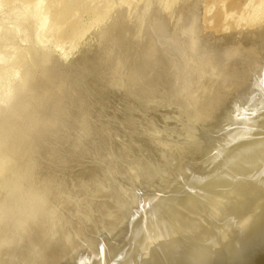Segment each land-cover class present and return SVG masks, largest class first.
I'll list each match as a JSON object with an SVG mask.
<instances>
[{"label":"rangeland","instance_id":"obj_1","mask_svg":"<svg viewBox=\"0 0 264 264\" xmlns=\"http://www.w3.org/2000/svg\"><path fill=\"white\" fill-rule=\"evenodd\" d=\"M50 1L49 0H0V195H3V198L2 196H0L1 198L0 203L4 202L3 201L4 198H7V199L9 198V195L8 197L6 196L7 194H10V198L12 197L11 190L13 189L12 190L14 191L13 195L14 194L15 195L11 199H14L15 196L18 199L22 198V200L20 199L19 200L22 202V204H23V201H25L24 204H26L27 209L28 208L31 209L32 206L34 208L38 207L37 209L32 208L30 213L27 216H26V213L29 211V209L26 210L23 207H21L24 209V210L22 209V212H21L23 216H21L22 214H19V212H17V214H13L11 213L12 210H10V213L12 215L14 216L17 215V217L21 218V220L18 218V221L20 220V224L22 222V219L26 220V218L29 216L27 218L28 219L27 222L28 224L29 223L31 224L30 225L27 224L25 226L24 224H26L27 222L23 220V226L21 225L20 229H17V227L20 225H17V227L15 228L14 226H12V224L10 225L7 223V224H4L3 226V222H7V221L12 222L13 218L16 220L17 218L9 214L10 217L12 216V218L8 220L9 215H6L4 212V214L7 216L6 218V216L4 215L5 216V220H4L3 215H1L3 211L0 210L2 212L0 214L1 216L0 225L2 223V225L0 226V230L8 229L6 226L10 225V228L13 227L12 229L15 228L16 231L17 230L21 231L23 229V231L21 232L18 231L19 234L22 233V236L24 234V236L27 235L28 237L30 234L33 233V232L32 233L28 232V231L33 230V229H30L31 227L34 228L35 225L37 224L41 225V227L44 228V231H42L41 234L43 233V236H44V233H46L45 235L48 234V236H45L48 238V240L46 238L47 246L50 245L48 248H51L52 246L51 244L48 243L51 241L53 244H55L54 247H56V249L61 248V250L64 252L62 251H59V252L60 253L62 252V254L64 253L62 257H63V260L64 258H66L65 259L66 264H67V259H68V264H82V263L86 264L85 262H88V264H90V263H93L94 261L96 262L95 264H101L102 263L101 260H104V257L103 259L101 257L103 255L102 252L105 249L104 245H106V243H109V242L113 243L114 239L116 240V238H118L120 234H122V231H125L124 229H126V227L128 229L127 231L131 233L134 230V228H136V226L133 225L134 218L137 219L134 221V224L139 225V222H141V219L139 221L140 211L146 207L145 206L146 200L144 198L152 197L151 200L152 199L156 200L157 197L156 199H154V197L156 196V193L161 190V188H159L161 187V185L159 186L156 185L155 188L154 186H151L153 182L152 181L153 174H151V171H152L151 169L148 170L147 168L143 166L146 163V161L149 163H154L156 161L159 164L161 163V160L164 155H167L169 153H170L169 155L174 154L173 151H168L169 145L172 144L170 146L171 150H173L175 146L178 149H180V146L182 143H183L182 145L185 146V148L188 146L190 147L191 144H193V141H194L193 139H196L201 134L200 130L199 131L195 130L199 128L194 127V125H197V126L199 125L197 123V120L200 119V116L198 118L197 114L199 115L200 110L198 109L201 107V104L203 105L205 101L210 99V98H206L207 96H209V90L211 89V85L209 84L214 82L216 86L217 85L220 86V81H221L220 79H222L223 76L228 73L225 67L226 62L229 59H231L229 60L230 62L228 61L230 64H228L227 62V67H229V65H231V61H233L234 59L233 57H232L233 59L230 57L229 59H227L228 56L225 55V52L221 53V55L223 54L222 56L224 57V59L226 57L225 59L226 62L224 63L225 64L224 67H223V64L220 67L221 63L219 65V62L222 61L219 59V57H222L220 54H219L220 56H218L216 53L212 55L213 53L211 54L209 52L211 54L210 55V54H207L206 51L203 52L202 50L205 49L209 51L210 49L208 47L210 48L213 47V43H214L213 37H218L224 33L228 34L229 31L231 33V29H229L227 25L225 26H227L228 29H225V28L215 29L216 28L215 21H217L218 19L220 20L218 16L220 14V6L217 3V0H214V2L216 1L215 2L216 5L215 3L213 4V0L212 1L211 0H86L87 3H85L86 1L83 0L84 3L82 1L81 5L83 4L84 6H86L87 4H89L88 2H91L90 3L91 5L90 4L89 6L87 5L88 7L86 8H84V6L79 7L81 5L78 6L79 8L77 7V9L79 10H82V8L84 9L82 11L76 10L78 11L76 12L77 15L74 14L76 15L75 16L76 20L74 18L73 20L76 21L75 23L79 22L78 26L80 28H82L83 26V29L81 30L79 35H77L78 38L76 36H73L74 38L76 37L75 38L76 40L75 39L72 40L70 39L71 37L70 34L72 33L71 31L72 25L74 26L73 24L74 21L72 23V17L69 18V20L71 19L70 20L71 22L69 21L70 22L69 26H71L70 31H69L70 27L67 26V28L69 27L68 29L64 28L60 31L54 30L55 31L54 32L53 30H51V31H48L50 33L48 32L45 33V31L41 32L40 28L43 22L41 21L37 13H40L43 11L42 7L48 4L47 2H49L48 6H46V8L44 7L45 8L44 11L47 10V7L49 8L50 4L51 5L49 9L53 8V10L57 11V9L59 10L62 7V5H64V3L66 5V2H67V0H65L63 3L59 2L61 5L59 4L58 6L57 2L55 1H60V0H50ZM52 1H53V6H52ZM75 1L71 0V2H73L75 6H77L78 4L76 3L79 0H77L76 2ZM227 1L228 0H226L225 5L229 4L230 6L234 3L235 0L234 1L229 0V3H227ZM69 3H70V0H68L67 4L69 5ZM73 3L70 4L71 7L74 5ZM210 3H212V5ZM68 5L66 7H68ZM98 5H99V8L100 7L102 8L101 10L98 8ZM95 7H97L100 11H97L96 10L97 8ZM205 10H208V11L206 12ZM217 10L219 11V13H217L218 12ZM79 13L80 15L78 16ZM190 14H193V15L190 17L189 16ZM191 18L193 19V21ZM230 20L231 19L230 18L228 19L227 17L225 22L229 23V25L231 26L230 28H233L232 30L233 32L235 31L246 32V31L252 30V28L254 27L253 26L251 28V26H249V22L247 24V21H249V19L248 20L245 19L246 23L245 21H243V23L247 24L245 25L247 28L244 27V24L243 25L241 24L242 25L241 28L237 27L238 23H240L239 21L244 20L243 18L242 20L240 19L238 21L233 20V22H235L234 24L237 25L236 26L237 28L235 30L234 24L233 22L231 23ZM236 21L238 23H236ZM250 24L252 23L250 22ZM241 25L239 24V26ZM262 25L263 24H261V26ZM248 26L250 29H248ZM242 28H246L245 29L246 31H244V29ZM255 28H259L258 25L257 27H254L253 30ZM68 32H69V37L63 36V35L68 36ZM43 33L44 35L46 34L47 35L44 37L42 36V38H39ZM59 35L60 36L62 35V38L64 40H62L61 38V41H59L60 40ZM194 39L196 40L194 41ZM238 45L241 46V49L244 48L242 47L243 43L242 45L241 44H238ZM238 45L237 46L235 45L233 47L237 48L239 47ZM237 50L234 48L232 50L233 53H235L234 57H236L237 52L239 51ZM106 51H107V54H106ZM103 52L106 55V58L104 57L105 55L102 54ZM230 54L232 55V52ZM208 55H210L213 59H210L211 57H209ZM96 56L99 58L100 61H102V63L99 62ZM215 56H216V59L214 58ZM93 57L94 59H90ZM97 70L99 72H96ZM223 71L224 72L226 71V74H224ZM179 72L181 73V77H180ZM233 72H234V76L236 75V78H238L239 72L232 71V74ZM236 72L238 73L236 74ZM229 75L231 76V73L228 74L227 78L232 77V76L230 77ZM234 76L233 78H235ZM225 78L226 76H224V79ZM100 79L104 83L101 82ZM217 80L219 82L218 84H217ZM180 81L182 82L184 81L185 84L183 83L180 86L179 84ZM165 82L167 83L165 84ZM96 83L97 84L99 83V84L96 85ZM183 85L184 87L185 86L186 87L184 88ZM143 88L146 90H144ZM154 88H156V90ZM182 88L183 90L184 89L186 90V91L184 90L185 94ZM159 89H161V91L163 89L162 95ZM172 89H175L174 92L172 91ZM179 89H180L181 94L179 92ZM148 91H149L148 94H150L151 92V94H154V95L152 97L150 94L149 95L150 99L149 97L145 98L146 99V102H145L144 97L148 96V94L146 93ZM175 91H177L176 96H179L177 97V99H175L176 96L173 97L174 96L173 94L174 93L176 94ZM169 92H170V95H169ZM204 92H206V94ZM171 94H172V97H171ZM122 96H125V97H122ZM142 96L143 98H141ZM161 96L163 97V99H161L162 98ZM164 96L166 97L165 100H164L165 98ZM126 97L129 98V100L131 99V101L129 102L128 99H125ZM157 97L158 99H156ZM138 98L139 99L141 98V99L138 100ZM182 98H187L185 99L187 101L188 99H190L189 100L190 102L186 101L187 102L186 104L189 105L190 103H192L195 106L187 105L185 107V100ZM102 99L104 100L103 102H102ZM123 99L125 100L123 101ZM147 99L149 100L147 101ZM168 99H169V102H168ZM178 99L179 101L182 99L183 106L180 105L181 101L180 102L177 101ZM191 99L193 101H191ZM153 100H154L155 105L158 106L157 108L156 106H154ZM99 101L101 103H98ZM125 101H128L130 105L128 103V105L124 107L126 109L123 108L124 109L123 110L121 109L122 106L124 105V103L122 102H125ZM139 101H141V103H139ZM170 101L173 103L174 102L177 103L176 104L177 106L175 104H172ZM131 102L134 103L133 106L135 108L134 109L135 113L138 109L140 111H137V114L134 113L135 117H133V119L131 118L130 119L135 120L139 125L135 124V121L131 123L130 119H128L129 117H131L130 115L133 114V110H132L133 106H131ZM135 103H137L138 105ZM167 103L169 106L167 105ZM174 106H176L178 109L174 110L173 108H176ZM192 106L193 108H191ZM188 107H190L191 110L193 109V111L197 107H199L196 109L197 112L194 111V114L196 113L197 114L194 115L193 111H191L190 108ZM162 108H164V110H162ZM183 108L185 111L189 109L191 113L188 111L183 112ZM210 108L212 109L213 107H210ZM158 109H161V110H158ZM215 109H216L215 107L214 109H212L213 111L212 110L209 111L208 108L205 109V112L207 110L208 111L204 115L207 114L208 116V115L216 113V111L214 112ZM98 110H100L99 111L100 113L98 112ZM129 111L132 114L127 113L128 118L126 117L124 118V115L126 116L125 112H129ZM165 111H167L168 114ZM157 112L159 113V115L156 114ZM180 112H181V115L179 114ZM42 113L43 114L45 113V114L42 115ZM117 113L119 114V116ZM78 114L79 115L81 114V115L79 116ZM190 114L192 116L188 117L190 116ZM41 115L43 116V118ZM138 115H140V117ZM186 116L188 118H191L190 119L191 121L190 120L188 121V118L186 119ZM36 117L38 119H36ZM144 117H146L145 118L146 120H144ZM149 117H152V118H149ZM192 117L194 118L193 120H192ZM195 117H197L196 123H194ZM176 118H178L179 120ZM32 120H34V122ZM148 120L150 122L146 123V121ZM151 122L153 123L149 127V124H151ZM198 122H200V120ZM124 123H127V124H124ZM142 123H144V125ZM133 124L136 125L137 127L134 126ZM145 124H148V125L145 126ZM180 124L184 126V129L183 127L182 129H180L181 128ZM29 125L30 127L32 125L33 126L35 125L34 128L36 129L34 133L32 132V130H34L32 129L33 127L30 128ZM38 125H40V131L42 130L41 133H43L44 130L46 129V131L43 134L39 133L40 131H39ZM131 125L135 127L134 130H133V127H131ZM129 126L130 128H128ZM157 127L158 129L161 128L162 131L161 129L158 130ZM136 128L139 129V132L136 130ZM147 128H149V130H147ZM193 128H195L194 131H193ZM29 129H31V131H29ZM163 129L165 131H163ZM168 129L169 131L172 129L173 130L169 132ZM186 129H187V132L190 131V133L187 134ZM131 131H132V135H131ZM173 131L176 133H174ZM195 131H197L196 132L197 136H195V133H194ZM146 132L147 134H143ZM178 132L180 134H178ZM45 133H46V136H45ZM137 133H141V134L138 135ZM166 133H169L171 136ZM191 133L192 135H194L195 138L194 137L192 138ZM162 134L164 135V137H161L163 136ZM175 134L177 137L175 136ZM101 135H104L106 138H104V136L101 137ZM143 135L145 136L147 135V138H145V136ZM166 135L169 136L168 140H166L168 137ZM188 135L191 136V138ZM180 137L181 139H179ZM102 138L107 139V140L103 139L105 141L104 142ZM161 138H162V141H161ZM164 139L165 141H163ZM173 139L175 140L173 141ZM171 140H172V143H171ZM111 141L114 143V145L116 143L117 145L116 147L118 146L119 147L118 148L114 147ZM147 141L150 146L148 145V143H146ZM160 141L162 144L158 143ZM167 141L168 143H166ZM176 141H179L180 143L179 142L177 143ZM100 142L103 144H101ZM139 142H142L144 144L141 143V145L138 146ZM169 142L171 144H169ZM175 142L177 143L176 145H174ZM105 143H107L106 146H105ZM166 144H169V145H166ZM184 144H187V145H184ZM135 145H137L136 148H135ZM109 146L110 148H108L109 150L108 151L106 148ZM146 146H147V149H146ZM183 146H181V148ZM155 147L157 148V150L155 149ZM97 148H100V149L97 150ZM119 148H122V149L120 150ZM163 148L165 150V154H164ZM101 149L103 151H99ZM159 149H160L159 152H161V154L157 153ZM187 149L188 148H186V150ZM123 151L125 154L123 153ZM144 151L146 152L144 153ZM177 151H178L177 149L174 150L176 154H177ZM117 152H118V155H117ZM146 153H148V156H146L147 155ZM153 155L154 157H152ZM158 155L160 157H158ZM123 156L126 158H124ZM116 158L117 160H115ZM152 158L153 160H155L154 162ZM159 158L160 160H158ZM192 158L195 159V157H192ZM126 159L128 160L126 161ZM157 160L160 162H158ZM172 161H170L171 163L167 162L169 164L164 163L167 167L163 166V164L161 163L162 164L161 168L164 169L166 167L167 169H169L171 165L174 164L172 167H175L177 166V164H180L181 162L180 160H177L178 161L177 162L175 159H173ZM116 165H118L119 168L118 166L116 167ZM23 167H24V170H23ZM106 168L108 171H110L109 172L110 176L108 175V173H104L105 175L100 174L104 172L105 171L104 169ZM114 168L117 170H114ZM34 169L36 170L34 171ZM82 169H85L83 170L84 172H82ZM101 169L103 170L101 171ZM87 170L91 173L88 172L89 173L88 174L86 172L87 174H85V171ZM118 170H121V171H118ZM142 170H146V171L148 170V173L150 175V176L148 175L146 176L148 177L147 178L148 180L145 179V174H147L145 173L146 171H142ZM108 171H105V172H108ZM17 172L19 173L17 174ZM126 172H127V175H126ZM131 172H134L133 174L134 178H132ZM152 172L154 173V171ZM137 173H141V174L145 173L144 178L142 175L138 174L140 175L139 177ZM91 174H92V177H94L95 179L91 177ZM106 174L110 178H107ZM89 175L91 179L90 178L87 179ZM117 175H119L120 179L118 178ZM151 175H152V179H151ZM20 176H22L21 179L24 178L25 180L23 179V181H21ZM84 176H85V179L88 181L90 180V182L84 181V178H83ZM101 176L103 177V179ZM120 176H122L123 181L121 180ZM123 176H125V178ZM105 177L107 179L106 182H104ZM127 177H130L132 179L130 180L129 178L128 180ZM111 178H113L111 180V184H108L109 182L108 180H110ZM140 178L141 180L145 179L144 185L142 181L136 180V179L139 180ZM81 179H83V181ZM96 179L97 181L100 180V182L104 180L103 182L105 183V188L104 187L102 188L107 190V193L109 192L108 194L103 192L104 189H101L102 191L99 189L102 185H100V187L96 186L97 184L100 183V182L98 183L97 181H95ZM133 180L135 181V183ZM15 181H17L18 184ZM91 181L92 182L95 181L96 185L93 183V186L95 185L94 188L97 187V189L96 188L94 189L95 191H93V188H92L93 186L92 184H90ZM123 182H126V185L125 183L121 184ZM140 182H141V185L143 186L142 187L143 189L140 188L141 187ZM112 183H115L116 186L115 184L113 185ZM5 185L8 187H6ZM132 185L134 188L132 187ZM112 186L115 187L114 189L116 190L112 189ZM136 186L138 187L140 186L139 189ZM88 187H90V189ZM149 187H151V189ZM109 188L110 190H108ZM6 189L7 191L9 190L11 193H5L4 190ZM89 190H91V194ZM135 190H138L137 195L138 194L140 195L141 194L140 192H143V191H147L145 193H148L149 190L150 192H152L153 190H156L157 192L153 191L150 197H149V194L147 195L144 193V194H141L143 197L140 195V197L138 198L135 195V193L137 192V191L135 192ZM3 191L4 193L1 194ZM102 192L104 195H101ZM113 192L119 193L120 195L119 194H118L119 196L115 195L116 197L118 196L116 198L115 196H113ZM110 193L113 197L109 195ZM120 196L124 198V202L127 200V202L132 203L133 206L132 204H130L129 205L130 208H129L127 202L125 205L124 202L122 201V198H120ZM110 197H111V201L109 200ZM130 197L132 198L131 202H130ZM113 198H115L116 200ZM137 198H138V204L137 203L134 204V199L137 201ZM118 199L119 201L120 200L121 201L120 202L117 201ZM142 199H144V201H142ZM101 200L105 201L104 202V204H106L105 208L109 205L108 206L110 208L108 209L109 212H106L107 210L106 208V210H104V212L101 214L102 210H100L99 208L104 207L103 202H101ZM140 200L142 202L141 204H139ZM41 201L43 202L40 203ZM45 201L46 203H48L47 206H46ZM91 202H95L97 207L99 205L100 206L103 205V206L97 208L95 207V205H92L94 203L91 204ZM116 202H118L117 204L120 206H117L115 204ZM147 202H149L148 199H147ZM83 203L86 206H88L91 210L87 208L85 205H83ZM40 204L42 207L40 206ZM122 204H124L125 207H123L124 205ZM140 205H141V210L139 211L137 207H140ZM115 206H117V208ZM118 207H120V209ZM21 208L19 210H21ZM33 209L35 211L34 216L31 215L34 212ZM113 209H115L116 211H114ZM110 210H112L111 212L112 213L114 212V214L115 213H119V214H116V215L113 214L114 215L113 217L111 216L112 213L110 212ZM132 210H134L135 212ZM25 211L27 212L25 213ZM8 213L9 212L7 211V214ZM106 214H108L109 217L106 216ZM30 215L33 217V220L31 222L29 221L30 218H32ZM117 216L118 218H116ZM104 217L106 218L103 220ZM119 218H121L122 220L120 219L119 221ZM145 218L143 217L142 220L145 221ZM46 219L51 221V223H48ZM110 219H112V221ZM116 219H117V222H116ZM127 219H128L127 221L128 224H126ZM146 219H148V217ZM58 220L60 223H58ZM121 221H124L125 225ZM53 224L54 226H52ZM118 224L124 225L126 227L122 228ZM132 225H133V229H132ZM24 226L25 228L26 227L27 228L24 229ZM97 226H99L100 229L99 227L95 228ZM53 227L56 230L53 229ZM108 227L111 230L113 227L116 229L117 228L119 229H117L116 231H112L110 234H107L109 233ZM138 227H140L141 229L142 226H138ZM90 228L92 229V231L89 232ZM94 228L96 229L95 231H94ZM100 231L102 232L104 231L103 233L105 234H103L102 232L101 234H99ZM8 232H10V234L13 233V236L14 235L18 236L17 235L18 232L17 234H14V232H11L10 230ZM125 232H123V234L120 237L124 236ZM128 232H126V235H128ZM143 232L144 230L141 233H139L140 235L139 237L137 233V237L140 238L141 236H143ZM74 233H76L77 235ZM98 234H99V237H98ZM22 236L20 235L18 236L20 240ZM49 236H51L50 239H52V236H53L54 241L53 239L50 240ZM40 237L41 236H39V238L37 237L35 238L34 236L33 238L41 239ZM30 238L32 237L30 236ZM68 238L71 239V241H69ZM126 238H129V237H126ZM23 239H27V238L23 237ZM43 242L44 244H42ZM43 242H37V243H39V245L41 243V246H44V248L46 249L47 246L45 247L46 245L45 239ZM56 242L60 244V245L58 244L60 247L56 244ZM70 242L72 244H70ZM93 242L95 243L93 244ZM3 243L4 245H2L1 239H0V245L2 246V247L0 246L1 247L0 250L3 249V246H7L5 245L6 242L3 241ZM63 243H65L66 246L69 247V249L67 247L68 250L66 248L61 247V246H65ZM67 243L70 244V246ZM100 243H101V246L103 245L102 247L100 246ZM8 244L11 245L12 243L11 244L8 243ZM87 244L89 245L87 246ZM35 245L37 247L36 249H34ZM35 245H33V248L31 247L32 248L31 251L33 249L37 251V249L41 247V246L39 247V245L37 246V244ZM80 245L81 247H79ZM13 246L15 245L12 244L13 249L12 248L11 249L15 251L14 249L16 248ZM75 246L78 250L74 249ZM8 247L10 248L11 246H8ZM8 247L7 249L12 254L11 252L12 250L9 249ZM85 247H87L88 249ZM100 247L102 251L101 249H99ZM42 248L38 249L37 252L42 250ZM81 248L82 249L85 248V249L82 250ZM80 249L82 253L81 251H79ZM4 250L6 249H3L2 251ZM8 250L6 251L8 252ZM66 250L67 251L71 250V252L68 254V252H65ZM36 251H34V253H37ZM87 251H90V252L93 251V252L92 253L89 252L90 256H88ZM84 252H86L87 254H85ZM8 253L5 252L4 255L5 254L7 255L5 256L3 255L5 259L7 258L6 262L9 259L8 256H11L10 253L9 254ZM99 253H100L99 257L101 260L97 262L99 257L95 258V255H99ZM0 254H3V252L1 253L0 251ZM65 254L67 257L65 256ZM72 254H73V257H71ZM68 255H70L71 260L68 257ZM85 255L86 257H84ZM0 256L2 259L3 256L2 255ZM12 258L13 257L11 256L10 259ZM72 258L74 259L72 260ZM87 258H90V260L89 259L87 260ZM14 259L15 258L11 260L10 264L16 263L17 260L15 261ZM43 259H44V256L41 257V261H40L41 263L39 262V264H45V262H47L48 257L45 259V262H42ZM91 259H92V262H91ZM53 260L54 259H52L51 261L53 262ZM48 261H49V264L52 263L49 259ZM8 264H9V261H8Z\"/></svg>","mask_w":264,"mask_h":264},{"label":"bare ground","instance_id":"obj_2","mask_svg":"<svg viewBox=\"0 0 264 264\" xmlns=\"http://www.w3.org/2000/svg\"><path fill=\"white\" fill-rule=\"evenodd\" d=\"M50 1V0H49ZM65 0H60V1H55V2H57V5L59 6V4L60 3H63ZM75 1V0H74ZM77 1V0H76ZM75 1V2H76ZM83 0H79L76 4H78L77 6H75V4L73 3V2H71V0H70V3H69V5L67 4V2H68V0H67V2H66V5H65V3H64V5H62V7L58 10L57 9V11H55V10H53V8H51V9H49L50 8V5H49V8L47 7V10L46 11H44L45 10V8H46V6H48V4H49V2H47L48 4H46L45 6H43L42 8H43V11H42V9H41V11L43 12H40V13H37V15L40 17V19H41V21L43 22L42 23V25H41V28H40V30H41V32H43V31H45V33H47L48 31H51V30H62V29H64V28H67V26H69L70 25V20H69V18H71L72 17V23H73V18L75 19V16L77 15V13L76 12H78V11H82L84 8H86V7H88L89 6V4L91 3V2H88L89 4H87L86 6H84L83 4L81 5V2H82ZM84 1H86V0H84ZM84 1H83V3H84ZM212 1V0H211ZM234 1V0H233ZM232 1V2H233ZM54 2V3H55ZM60 2V3H59ZM216 2V1H215ZM214 2V0H213V4L215 3ZM232 2H231V4H232ZM50 3H51V1H50ZM71 3H73L72 5V7L70 6V4ZM85 3H87V1L85 2ZM217 3L219 4V6H220V14L218 15L219 16V18H220V20L218 19L217 21H215V19H214V21L216 22L215 23V29H228L227 28V26L229 27V29H231V33H230V31L228 32V34H226V33H224V34H222V35H220V36H218V37H213L214 38V43H213V47H208L210 50L209 51H207V50H205V49H203L202 51L203 52H207V54H212V55H214V53H216L218 56H220L221 55V53H224L225 52V55L226 56H228L227 57V59H229V57L230 58H232L233 59V61H231V65H229V67H227V62L229 61V60H231V59H229L227 62H226V57H225V59H224V57L222 58V57H219V59L220 60H222L223 61V59H224V61H223V63H222V61L221 62H219V65H220V63H221V65H220V67L222 66V64H223V67H224V63L226 62V65H225V67H226V69H227V74H226V71L224 72V74H226V75H224V76H226V78L224 79V76H223V78L222 79H224V80H222V79H220L219 81H220V86H216V84L214 83V82H212L211 84H209V85H211V89L209 90V96H207L206 98H210L211 99V101H210V99H208L207 101H205V103H203V105L201 104V107L199 108V107H197V108H199L198 110H200V112H199V115L197 114V116H198V118H199V116H200V122H198L199 120H197V117H195V121H194V123H196V120H197V123L199 124L198 126L197 125H194V127L195 128H199V129H195V128H193V131H194V129L195 130H200V132H201V134L196 138V139H193L192 141H193V144H191V146L189 147H186V148H188L187 150H186V148H185V146H183L182 144H181V146H183L182 148H181V146H180V149H178L176 146H175V148L178 150L177 151V154L174 152V150H176L175 148L173 149V150H171V148H170V146L172 145L171 143H172V140H171V143L169 142V144H171V145H169V144H166V145H169L168 147H169V149H168V151H173V155L171 154V155H169V154H167V155H164L163 156V158H162V160H161V163L163 164V166H166L164 163H167V162H169V163H171L170 161H172L173 159H175L176 161L177 160H180L179 162H180V164H177V166H175V167H172L173 165H171V167L169 168V169H167L166 167V170H165V168L164 169H162L161 168V163H157L155 160H153V158H152V160H153V162L154 163H149V162H147L146 161V163L143 165L145 168H147L148 170L149 169H151L152 171H154V173L151 171V174H153V182H152V184H151V186H154V188L156 187V185H161V187H159V188H161V190L159 191V192H157L156 190H153V191H155V192H157L156 193V196L154 197V199H156V197H157V199L156 200H151V198H144L145 200H146V202H145V208L144 209H142L141 210V205H140V207H137L138 209H139V211H140V215H139V221H140V219H141V222H139V225L138 224H134V221L135 220H137L136 218H134V220H133V225H135L136 226V228H134V230L131 232V233H129L127 230V227L126 226H124L125 224V220L124 221H121V222H123V224L124 225H120V224H118L119 226H121L122 228L123 227H126V229H124L126 232H128V235H126V232L125 231H122V234H123V232H125V235L124 236H122V237H120L122 234H120V236L118 237V238H116V240L114 239V242L112 243V242H109V243H106V245H104V250H103V255L101 256L102 257V259H103V257H104V260H101L100 259V253H99V255H95V258L96 257H99L98 258V260H97V262L99 261V260H101L102 261V263H101V261H100V263L101 264H176V263H178V262H180V261H183V260H185V259H187V258H189V257H191V256H193V255H195V254H197V253H200V252H202V251H204V250H206V249H208V248H211V247H213V246H216V245H218V244H220V243H223V242H225V241H227V240H229V239H231V238H233V237H235V236H238V235H240V234H242V233H244V232H246V231H248V230H250V229H252L253 227H255V226H257V225H259V224H261V223H263L264 222V0H235L234 1V3L232 4V5H230L229 6V4L227 5H225V3H226V0H217ZM227 3H229V0L227 1ZM206 4V3H205ZM211 5H212V3H210ZM61 5V4H60ZM68 5V7H66ZM79 5H81V6H79ZM91 5V4H90ZM215 5H216V3H215ZM52 6H53V1H52ZM51 6V7H52ZM54 6H55V4H54ZM75 6V7H74ZM82 7V6H84V8H82V10H79V9H77V7ZM208 6H209V4H208ZM45 7V8H44ZM78 7V8H79ZM55 8V7H54ZM58 8V7H57ZM95 8H97V7H95ZM98 8H99V5H98ZM96 9L97 11H100L102 8L100 7L99 9ZM53 10V11H52ZM76 10H78V11H76ZM192 10V9H191ZM216 10V9H215ZM189 11V10H188ZM206 12L208 11V10H205ZM218 11V10H217ZM216 11V12H217ZM39 12V11H38ZM42 13V14H41ZM190 13V12H189ZM188 13V14H189ZM217 13H219V11L217 12ZM74 14H76V15H74ZM82 14V13H81ZM80 15V13L78 14V16ZM186 15V14H185ZM193 14H190L189 16L191 17ZM195 16V15H194ZM217 16V17H218ZM215 17V16H214ZM228 17V19L230 18L231 20H230V22L232 23L233 22V20L235 21V20H242L243 18H244V20H242V21H239L240 23H238L237 21H236V23H238V26L236 25V24H234L235 22H233V24H234V28H235V30H236V28L237 27H239V28H241L242 27V25L244 24V27H246L245 25H247L248 24V22H249V26H251V28L254 26V27H257V25H258V27L259 28H255L254 30H253V28H252V30H250V31H246L245 29L247 28H242V29H244V31H246V32H238V31H235V32H233L232 30H233V28H230L231 26L229 25V23L228 22H225V20H226V18ZM253 19V21H252V19ZM184 19V18H183ZM189 19V18H188ZM192 19V18H191ZM248 20L249 19V21H247V24H245L246 23V20ZM76 20V19H75ZM213 20V19H212ZM251 20V21H250ZM70 21V22H69ZM78 21V20H77ZM192 21H193V19H192ZM195 21V20H194ZM243 21H245V23H243ZM76 21H74V26L72 25V29H71V26H69L68 28H69V31H70V29H71V31H72V33L70 34V36L72 37H70V39H72V40H74L76 37L78 38V36L77 35H79V33L81 32V30L83 29V26H82V28H80L78 25V23H75ZM242 22V23H241ZM250 22L252 23V24H250ZM191 23V22H190ZM239 24L241 25V26H239ZM261 24H263L262 26H261ZM192 25V24H191ZM195 25V24H194ZM225 25H227V26H225ZM260 25V26H259ZM66 26V27H65ZM237 26V27H236ZM249 26H248V29H250L249 28ZM43 27V28H42ZM214 27V26H213ZM67 28V29H68ZM195 29V28H194ZM213 29V28H212ZM215 29H214V31H215ZM239 30V29H238ZM52 31V32H53ZM227 31V30H226ZM225 31V32H226ZM55 32V31H54ZM48 33H50V32H48ZM57 33V32H56ZM59 33V32H58ZM64 33V32H63ZM217 33V32H216ZM52 34V33H51ZM60 34V33H59ZM67 34V33H66ZM73 34V35H72ZM47 35V34H46ZM46 35H44V33L39 37V38H42V36L44 37V36H46ZM49 35V34H48ZM63 35V34H62ZM62 35L59 37L60 38V40L59 41H61V38H62ZM51 36V35H50ZM63 36H65V37H69V32H68V36H66V35H63ZM73 36H76L75 38L73 37ZM99 36V35H98ZM55 38H57V37H55ZM58 38V39H59ZM57 39V40H58ZM69 39V38H68ZM68 39H67V41H68ZM62 40H64L63 38H62ZM72 40H70V41H72ZM76 40V39H75ZM196 39H194V41H195ZM193 41V42H194ZM239 42H241V43H239ZM191 43V42H190ZM242 43H243V45H242ZM238 44H241L242 45V47H244L243 49H241V46H239ZM100 45V44H99ZM214 45H215V47H214ZM239 46L240 47V49H239V47H237L238 48V50H237V48H235V47H233V46ZM190 46H192V45H190ZM103 47H105V46H103ZM90 48V47H89ZM233 48L234 49H236L238 52H237V55H236V57H234V54L235 53H233ZM108 50V49H107ZM225 50V51H224ZM229 51V52H228ZM232 52V55L230 54L231 52ZM210 52V53H209ZM235 52V51H234ZM100 53H101V51H100ZM102 54H104V52L102 53ZM106 54H107V51H106ZM210 54V55H211ZM215 54V55H216ZM220 54V55H219ZM230 54V55H229ZM95 55V54H94ZM105 55V54H104ZM103 55V56H104ZM210 55H208L209 57H211ZM224 55V56H225ZM84 56V55H83ZM97 56H98V54H97ZM96 56V57H97ZM102 56V57H103ZM85 57V56H84ZM105 58H106V55L104 56ZM88 58V57H87ZM215 59H216V56L214 57ZM222 58V59H221ZM90 59H94V57L93 58H90ZM96 59V58H95ZM97 59L99 60V58L97 57ZM210 59H213L212 57L210 58ZM219 60V61H220ZM97 61V60H96ZM99 62L100 63H102V61H100L99 60ZM216 62V61H215ZM230 62V61H229ZM228 62V64H230ZM93 63V62H92ZM99 63V64H100ZM86 64V63H85ZM217 64V63H216ZM210 65V64H209ZM100 66V65H99ZM217 66V65H216ZM221 70H222V68H221ZM225 70V69H224ZM232 71H238L239 72V74H238V78H236V75L234 76V72H233V74H232ZM96 72H99L98 70L96 71ZM213 72V71H212ZM221 72V71H220ZM238 72H236V74L238 73ZM180 73V72H179ZM231 73V78H227L228 77V74H230ZM100 74V73H99ZM233 76L235 77V78H233ZM180 77H181V73H180ZM233 78V79H232ZM181 79V78H180ZM101 80V79H100ZM171 80V79H170ZM183 80V79H182ZM165 81V80H164ZM163 81V82H164ZM185 81V80H184ZM184 81L182 82V81H180V86H181V84H183L184 83ZM99 82V81H98ZM101 82H103L102 80H101ZM177 82H178V80H177ZM104 83V82H103ZM103 83H101V84H103ZM167 82H165V84H166ZM193 83V82H192ZM219 82H218V80H217V84H218ZM222 83V84H221ZM99 84V83H98ZM97 83H96V85H98ZM178 84V85H179ZM185 84V83H184ZM162 86V85H161ZM183 87H184V85H183ZM186 87V86H185ZM184 87V88H185ZM192 87V86H191ZM165 88H166V86H165ZM178 88V87H177ZM176 88V89H177ZM201 88V87H200ZM138 89V88H137ZM144 89V88H143ZM152 89V88H151ZM155 90H156V88H154ZM205 89V88H204ZM208 89V88H207ZM144 90H146V89H144ZM148 90V89H147ZM160 91H161V89H159ZM164 90H166V89H164ZM174 90L175 89H172V91L174 92ZM182 90H183V88H182ZM185 90V89H184ZM184 90H183V92H184ZM196 90V89H195ZM127 91H129V90H127ZM152 91H154V90H152ZM162 91H163V89H162ZM162 91H161V95H162ZM178 91V90H177ZM177 91H175L176 92V94L174 93L173 95V97H175L176 95H177ZM186 91V90H185ZM210 91H211V93H210ZM91 92H92V90H91ZM145 92V91H144ZM167 92V91H166ZM165 92V93H166ZM171 92V91H170ZM170 92H169V95H170ZM179 92H180V89H179ZM200 92V91H199ZM134 93V92H133ZM140 93V92H139ZM147 94L149 93V91L148 92H146ZM154 93V92H153ZM205 94H206V92H204ZM126 94H127V92H126ZM138 94V93H137ZM146 94V95H147ZM150 94H151V92H150ZM150 94H148V96L147 97H144V99L145 98H148L149 97V99H150ZM180 94H181V92H180ZM184 94H185V92H184ZM196 94H197V92H196ZM204 94V95H205ZM131 95V94H130ZM136 95V94H135ZM134 95V96H135ZM139 95V94H138ZM141 95H142V93H141ZM144 95V94H143ZM153 95L154 94H151V96L153 97ZM156 95V94H155ZM195 95V94H194ZM140 96V95H139ZM166 96V95H165ZM164 96V97H165ZM168 96V95H167ZM122 97H125V96H122ZM129 97V96H128ZM162 97V96H161ZM171 97H172V94H171ZM170 97V98H171ZM177 97H179V96H176V98L175 99H177ZM187 97V96H186ZM83 98V97H82ZM131 98V97H130ZM141 98H143V96L141 97ZM140 98V99H141ZM168 98V97H167ZM188 98V97H187ZM187 98H182V99H187ZM198 98V97H197ZM80 99V98H79ZM100 99V98H99ZM98 99V100H99ZM105 99V98H104ZM125 99H128L129 100V98H125ZM125 99H123V101L125 100ZM135 99H136V97H135ZM139 98H138V100H140ZM149 99H147V101L149 100ZM156 99H158V97L156 98ZM160 99V98H159ZM161 99H163V97L161 98ZM166 99V97L164 98V100ZM182 99L180 100L181 101V104L180 105H182ZM204 99V98H203ZM97 100V101H98ZM163 100V101H164ZM174 100V99H173ZM173 100H171V101H173ZM190 99H188V101H189ZM201 100V99H200ZM71 101V100H70ZM86 101V100H85ZM96 101V102H97ZM104 100L102 99V102H103ZM131 101V99L129 100V102ZM132 101H134V100H132ZM136 101V100H135ZM145 102H146V99L144 100ZM160 101V100H159ZM170 101V102H171ZM175 101V100H174ZM178 102H180L179 101V99L177 100ZM187 100H185V107L188 105V104H186L187 102H186ZM191 101H193L192 99H191ZM127 102V103H126ZM128 101H125V102H122V103H124V105L122 106V108L121 109H123L124 107H126L127 105H128V103H129ZM143 102V101H142ZM144 102V103H145ZM167 102V101H166ZM168 102H169V99H168ZM184 102V101H183ZM190 102V101H189ZM98 103H101L100 101L98 102ZM121 103V104H122ZM139 103H141V101H139ZM153 103H154V100H153ZM172 104H177V103H173V102H171ZM170 103V104H171ZM196 103V102H195ZM194 103V104H195ZM82 104V103H81ZM89 104V103H88ZM93 104V103H92ZM126 104V105H125ZM135 104H137V103H135ZM150 104V103H149ZM160 104V103H159ZM163 104H165V103H163ZM184 104V103H183ZM129 105H130V103H129ZM134 105V103H132L131 102V106H133ZM138 105V104H137ZM140 105V104H139ZM167 105H168V103H167ZM190 106L191 105H193L192 103H190L189 104ZM188 105V106H189ZM93 106V105H92ZM98 106V105H97ZM100 106V105H99ZM150 106V105H149ZM152 106V105H151ZM154 106H156V108L158 107L157 105H155V103H154ZM164 106H166V105H164ZM169 106V105H168ZM167 106V107H168ZM177 106V105H176ZM176 106H174V107H176ZM178 106H179V104H178ZM183 106V105H182ZM193 106H195V105H193ZM193 106L191 107V108H193ZM84 107V106H83ZM82 107V108H83ZM136 107V106H135ZM139 107V106H138ZM146 107V106H145ZM159 107H160V105H159ZM205 107V108H204ZM210 107H213L212 109H214V107L217 109H215L214 110V112L216 111V113H214V114H211V115H208L207 116V114L206 115H204L206 112H205V109H209V111L210 110H212ZM81 108V109H82ZM133 109V114L129 111V112H125L126 113V116L124 115V118L126 117V118H128L127 117V113H131L132 115H130L131 117H129L128 119H133V117H135V114H137V111H140L139 109L136 111V113H135V111H134V106L132 107ZM137 108V107H136ZM140 108V107H139ZM152 108V107H151ZM170 108V107H169ZM188 108H190V107H188ZM191 108H190V110H191ZM194 108H196V107H194ZM196 108V109H197ZM84 109V108H83ZM124 109H126V108H124ZM123 109V110H124ZM129 109V108H128ZM130 109H131V107H130ZM146 109V108H145ZM149 109V108H148ZM174 110L175 109H178L177 107L176 108H173ZM187 109V108H186ZM194 110L195 112H197V110ZM158 110H161V109H158ZM162 110H164V108H162ZM167 110V109H166ZM181 110H182V108H181ZM71 111V110H70ZM100 110H98V112H99ZM127 111V110H126ZM147 111V110H146ZM178 111H180V110H178ZM188 112H190L191 113V111H193V109L191 110V111H189V109L187 110ZM187 111H185L184 110V108H183V112H187ZM194 111H193V114H194ZM213 111V110H212ZM211 111V112H212ZM45 112V111H44ZM72 112V111H71ZM70 112V113H71ZM97 112V113H98ZM167 114H168V112L167 111H165ZM164 112V113H165ZM170 112V111H169ZM47 113H48V111H47ZM75 113V112H74ZM100 113V112H99ZM135 113V114H134ZM161 113V112H160ZM163 113V112H162ZM171 113H172V111H171ZM41 114V113H40ZM39 114V115H40ZM45 114V113H44ZM43 113H42V115H44ZM77 114V113H76ZM118 114V113H117ZM124 114V113H123ZM139 114V113H138ZM156 114H158L159 115V113L157 112ZM155 114V115H156ZM173 114H175V113H173ZM177 114V113H176ZM180 115H181V112L179 113ZM196 114H194V115H196ZM209 114V113H208ZM41 115V116H42ZM48 115V114H47ZM51 115V114H50ZM73 115V114H72ZM79 115V114H78ZM81 115V114H80ZM79 115V116H80ZM166 115V114H165ZM185 115V114H184ZM183 115V116H184ZM40 116V117H41ZM118 116H119V114H118ZM137 116V115H136ZM139 117H140V115H138ZM167 116H169V115H167ZM171 116V115H170ZM173 116V115H172ZM188 116V115H187ZM186 116V119L188 118V117H191L192 115L190 114V116H188L187 117ZM37 117H39V116H37ZM36 117V119H38ZM47 117V116H46ZM155 117V116H154ZM174 117V116H173ZM194 117V116H193ZM192 117V120L194 119ZM42 118H43V116H42ZM41 118V119H42ZM146 117H144V120H146L145 119ZM149 118H152V117H149ZM168 118V117H167ZM178 118H179V116H178ZM178 118H176V119H178ZM35 119V118H34ZM130 119V122L131 123H133V121H135V120H131ZM191 118H188V121L190 120ZM40 120V119H39ZM127 120V119H126ZM139 120V119H138ZM152 120V119H151ZM162 120V119H161ZM179 120V119H178ZM177 120V121H178ZM33 122H34V120H32ZM125 121V120H124ZM128 121V120H127ZM163 121V120H162ZM173 121V120H172ZM175 121V120H174ZM191 121V120H190ZM218 121V122H217ZM41 122V121H40ZM141 122H143V121H141ZM147 122H150L149 120L148 121H146V123ZM181 122V121H180ZM231 124H230V123ZM35 123H37V122H35ZM34 123V124H35ZM128 123V122H127ZM127 123H124V124H127ZM152 123L153 122H151V124H149V127H150V125H152ZM182 123V122H181ZM187 123V122H186ZM189 123H191V122H189ZM33 124V123H32ZM39 124V123H38ZM43 124V123H42ZM41 124V125H42ZM129 124V123H128ZM135 124H137V125H139L136 121H135ZM141 124V123H140ZM143 125H144V123H142ZM173 124V123H172ZM175 124V123H174ZM188 124V123H187ZM193 124V123H192ZM229 124H230V126H229ZM31 125V124H30ZM30 125H29V127H30ZM36 125V124H35ZM35 125L33 126H31V127H33L32 129H34V130H32V132L34 133V131H35V129L36 128H34L35 127ZM134 125V124H133ZM133 125H131V127H133ZM146 125H148V124H145V126ZM155 125V124H154ZM159 125H160V123H159ZM158 125V126H159ZM189 125V124H188ZM37 126V125H36ZM39 127V131H40V125H38ZM134 126H136V125H134ZM141 126V125H140ZM156 126V125H155ZM175 126H177V125H175ZM180 126H181V128L180 129H182V127H183V129H184V126H182L181 124H180ZM193 126V125H192ZM191 126V127H192ZM30 127V128H31ZM41 127H43V126H41ZM137 127V126H136ZM166 127V126H165ZM168 127V126H167ZM174 127V126H173ZM172 127V128H173ZM186 127V126H185ZM190 127V128H191ZM128 128H130V126L128 127ZM134 128L135 127H133V130H134ZM169 128V127H168ZM175 128V127H174ZM187 128V127H186ZM48 129V128H47ZM153 129H154V127H153ZM157 129H158V127H157ZM161 128H159L158 130H160ZM165 129V128H164ZM163 129V131H165ZM170 129V128H169ZM169 129H168V131H169ZM177 129V128H176ZM175 129V130H176ZM43 130H44V128H43ZM130 130V129H129ZM136 130L139 132V129H137L136 128ZM146 130V129H145ZM144 130V131H145ZM147 130H149V128H147ZM173 130V129H172ZM172 130H170V131H172ZM192 130V129H191ZM29 131H31V129H29ZM38 131V132H39ZM42 131V130H41ZM41 131L39 132V133H41ZM46 131V129L44 130V132ZM161 131H162V129H161ZM169 131V132H170ZM188 131H189V129H188ZM192 131V132H193ZM37 132V133H38ZM43 132V133H44ZM48 132H49V130H48ZM128 132V131H127ZM126 132V133H127ZM130 132V131H129ZM154 132V131H153ZM160 132V131H159ZM174 132V131H173ZM173 132H171V133H173ZM186 132H187V129H186ZM196 132L197 131H195L194 133H195V136H197V134H196ZM31 133V132H30ZM43 133H41V134H43ZM57 133V132H56ZM56 133H54V134H56ZM136 133V132H135ZM141 133H142V131H141ZM141 133H137L138 135H140ZM149 133V132H148ZM164 133V132H163ZM174 133H176V132H174ZM185 133V132H184ZM188 133H190V131L189 132H187V134ZM193 133V134H194ZM58 134V133H57ZM143 134H147V132L146 133H143ZM166 134H169V133H166ZM178 134H180L179 132H178ZM186 134V133H185ZM125 135V134H124ZM130 135V134H129ZM131 135H132V131H131ZM163 135V134H162ZM170 135V134H169ZM45 136H46V133H45ZM102 136H104V135H101V137ZM143 136H145V135H143ZM166 136H168V135H166ZM171 136V135H170ZM175 136H176V134H175ZM189 136V135H188ZM187 136V137H188ZM191 136H192V138L194 137V135H192V133H191ZM191 136H189L190 138H191ZM2 137V136H1ZM5 137V136H4ZM44 137V136H43ZM42 137V138H43ZM48 137H49V135H48ZM57 137V136H56ZM100 137V136H99ZM141 137V136H140ZM161 137H164V135L163 136H161ZM177 137V136H176ZM104 138H106L105 136H104ZM104 138H102V140L104 139ZM124 138H125V136H124ZM129 138V137H128ZM130 138H131V136H130ZM137 138H138V136H137ZM136 138V139H137ZM145 138H147V135L145 136ZM172 138V137H171ZM183 138H184V136H183ZM195 138V137H194ZM3 139V138H2ZM45 139V138H44ZM57 139V138H56ZM127 139V138H126ZM140 139V138H139ZM143 139V138H142ZM166 139V138H165ZM165 139L163 140V141H165ZM169 139V136L167 137V139L166 140H168ZM179 139H181V137L179 138ZM187 139V138H186ZM101 140V139H100ZM104 140H107V139H104ZM103 140V141H104ZM130 140V139H129ZM144 140V139H143ZM156 140V139H155ZM157 140H158V138H157ZM175 139H173V141H174ZM188 140H189V138H188ZM53 141V140H52ZM110 141V140H109ZM140 141V140H139ZM161 141H162V138H161ZM161 141L160 142H158L159 144H162L161 143ZM185 141V140H184ZM40 142V141H39ZM105 142V141H104ZM177 143L179 142V141H176ZM175 142V144L174 145H176L177 143ZM189 142H190V140H189ZM101 143V142H100ZM109 143V142H108ZM111 143H113L112 141H111ZM141 143L142 142H139V144H138V146L139 145H141ZM146 143H148V141L146 142ZM166 143H168V141L166 142ZM180 143V142H179ZM101 144H103V143H101ZM100 144V145H101ZM106 144L107 143H105V146H106ZM142 144H144V143H142ZM164 144V143H163ZM188 144V143H187ZM187 144H184V145H187ZM190 144V143H189ZM99 145V146H100ZM113 145H114V143H113ZM112 145V146H113ZM146 145V144H145ZM148 145H149V143H148ZM179 145V144H178ZM177 145V146H178ZM41 146V145H40ZM98 146V147H99ZM103 146V145H102ZM117 145H116V143H115V145H114V147H116ZM150 146V145H149ZM153 146H154V144H153ZM162 146V145H161ZM160 146V147H161ZM97 147V146H96ZM96 147H94V148H96ZM119 147V146H118ZM118 147H116V148H118ZM137 147V145H135V148ZM159 147V148H160ZM164 147V146H163ZM174 147V146H173ZM172 147V148H173ZM105 148V147H104ZM108 148H110V146L109 147H107L106 149L108 150ZM113 148V147H112ZM111 148V149H112ZM154 148V147H153ZM153 148H151V149H153ZM165 148H166V146H165ZM98 149H100V148H97V150ZM106 149H105V151H106ZM120 150L122 149V148H119ZM138 149V148H137ZM144 149V148H143ZM146 149H147V146H146ZM155 149L157 150V148L155 147ZM154 149V150H155ZM113 150V149H112ZM145 150V149H144ZM163 150H164V148H163ZM99 151H103L102 149L101 150H99ZM109 151V150H108ZM152 151V150H151ZM160 151V149L158 150V154L160 153L161 154V152H159ZM121 152V151H120ZM133 152H134V150H133ZM146 151H144V153H145ZM149 152H150V150H149ZM148 152V153H149ZM103 153V152H102ZM101 153V154H102ZM123 153H124V151H123ZM138 153V152H137ZM141 153H143V152H141ZM148 153H146L147 155L146 156H148ZM154 153V152H153ZM190 153H192V154H190ZM106 154V153H105ZM125 154V153H124ZM164 154H165V150H164ZM116 155V154H115ZM117 155H118V152H117ZM135 155V154H134ZM151 155H152V153H151ZM169 155V156H168ZM136 156V155H135ZM138 156V155H137ZM149 156H150V154H149ZM122 157V156H121ZM124 157V156H123ZM152 157H154V155L152 156ZM158 157H160L159 155H158ZM158 157H156V158H158ZM192 157H195V159L194 158H192ZM114 158V157H113ZM124 158H126V157H124ZM141 158V157H140ZM142 158H144V157H142ZM151 158V157H150ZM148 159V158H147ZM115 160H117V158L115 159ZM128 159H126V161H127ZM158 160H160V158L158 159ZM157 160V161H158ZM122 161V160H121ZM125 161V160H124ZM142 161V160H141ZM151 161V160H150ZM116 162H118V161H116ZM158 162H160V161H158ZM178 162V161H177ZM113 163H114V161H113ZM113 163H111V164H113ZM120 163V162H119ZM124 163V162H123ZM169 163H167V164H169ZM132 164H133V162H132ZM110 165V164H109ZM115 165V164H114ZM119 165V164H118ZM118 165H116V167L118 166ZM121 165H123V164H121ZM120 165V166H121ZM179 165V166H178ZM45 166V165H44ZM128 166V165H127ZM132 166V165H131ZM130 166V167H131ZM169 166V165H168ZM35 167V166H34ZM124 167H125V165H124ZM39 168H41V167H39ZM91 168H93V167H91ZM104 168H105V166H104ZM108 168H110V167H108ZM118 168H119V166H118ZM123 168V167H122ZM127 168V167H126ZM125 168V169H126ZM129 168V167H128ZM132 168H134V167H132ZM37 169V168H36ZM36 169H34V171L36 170ZM23 170H24V167H23ZM83 170H85V169H82V172H84ZM98 170V169H97ZM103 169H101V171H102ZM105 171H108L107 170V168L106 169H104ZM114 170H117V169H115L114 168ZM148 170L146 171V170H142V171H146L145 173H147V174H145V179L146 180H148L147 178L148 177H146L147 175L148 176H150L149 175V173H148ZM22 171V170H21ZM102 172V173H100V174H104V173H108V175H109V172L110 171H108V172ZM112 171V170H111ZM118 171H121V170H118ZM128 171V170H127ZM142 171H141V173H142ZM89 172L88 170L87 171H85V174H87V173ZM100 172V171H99ZM19 172H17V174H18ZM89 173H91V172H89ZM88 173V174H89ZM125 173V172H124ZM128 173H130V172H128ZM141 173H137V175L138 174H140V175H142L143 176V178H144V174H141ZM16 174V175H17ZM25 174V173H24ZM27 174V173H26ZM82 174V173H81ZM99 174V175H100ZM133 174H134V172H131V176H132V178H134L133 177ZM14 175H15V173H14ZM105 175V174H104ZM107 175V174H106ZM108 175H107V178H110V177H108ZM113 175H115V174H113ZM120 175V174H119ZM119 175H117L118 176V178H119ZM126 175H127V172H126ZM129 175V174H128ZM140 175H138L139 177H140ZM25 176V175H24ZM83 176V175H82ZM88 176V175H87ZM87 176H86V178H87ZM103 176V175H102ZM101 176V177H102ZM110 176V175H109ZM141 176V177H142ZM17 177H19V176H17ZM91 177H92V174H91ZM104 177V176H103ZM103 177H102V179H103ZM114 177V176H113ZM121 177V180H122V176H120ZM124 178H125V176H123ZM22 178V176H20V179ZM25 178H27V177H25ZM84 178V181H88V180H86L85 179V176L83 177ZM90 178V175H89V177L87 178V179H89ZM93 179H95L94 177H92ZM129 178L130 177H127V179L129 180ZM132 178H130V180L132 179ZM17 179V178H16ZM19 179V180H20ZM24 179V178H23ZM23 179H21V181H23ZM91 179V178H90ZM101 179V178H100ZM113 178H111L110 180H108L109 182H108V184H111V180H112ZM120 179V178H119ZM144 179V180H145ZM150 179V178H149ZM151 179H152V175H151ZM14 180V179H13ZM25 180V179H24ZM80 180V179H79ZM82 181H83V179H81ZM105 180V181H104ZM104 180H102V182H100V180L99 181H97V179L95 180V181H97L99 184H95V181L94 182H92L91 181V183L90 184H92V186H93V183L98 187H100V185H102L99 189L101 190V189H104L105 188V183L104 182H106V177H105V179ZM114 180H116V179H114ZM124 180H126V179H124ZM137 181H142L143 182V185H144V180H141V178L138 180V179H136ZM104 181V182H103ZM116 181H118V180H116ZM115 181V182H116ZM123 181V180H122ZM134 181V180H133ZM133 181H132V183H133ZM15 182H17V181H15ZM79 182V181H78ZM88 182H90V180L88 181ZM113 182V181H112ZM119 182H120V180H119ZM118 182V183H119ZM87 183V182H86ZM125 183V185H126V182H123V183H121V184H124ZM128 183V182H127ZM131 183V182H130ZM134 183H135V181H134ZM139 183V182H138ZM148 183V182H147ZM15 184V183H14ZM13 184V185H14ZM17 184H18V182H17ZM84 184V183H83ZM107 184V183H106ZM113 185L115 184V183H112ZM149 184V183H148ZM12 185V186H13ZM94 185V186H95ZM104 185V186H103ZM129 185V184H128ZM128 185H127V187H128ZM139 185V184H138ZM140 185H141V182H140ZM6 186V185H5ZM87 186V185H86ZM94 186L92 187L93 188V191H95L94 189L96 188L97 189V187H95L94 188ZM109 186V185H108ZM107 186V187H108ZM115 186H116V184H115ZM135 186V185H134ZM146 186V185H145ZM157 186V187H158ZM6 187H8V186H6ZM10 187V186H9ZM14 187V186H13ZM12 187V188H13ZM90 187H91V185H90ZM90 187H88L89 189H90ZM102 187H104V188H102ZM117 187H119V186H117ZM116 187V188H117ZM122 187V186H121ZM120 187V188H121ZM126 187V186H125ZM126 187V188H127ZM131 187V186H130ZM132 187H133V185H132ZM131 187V188H132ZM138 189H139V187L138 186H136ZM143 186L141 185V187L140 188H142ZM11 188V189H12ZM92 188H91V190H92ZM115 187H113L112 186V189H114ZM130 188V189H131ZM134 188V187H133ZM132 188V189H133ZM150 189H151V187H149ZM149 188H147V189H149ZM158 188V189H159ZM98 189V190H99ZM111 189V190H112ZM128 189H129V187H128ZM143 189V188H142ZM2 190V189H1ZM13 190V189H12ZM11 190V192L9 191H7V189L6 190H4L5 191V193H11V195H12V197L15 195H13V192L14 191H12ZM91 190H89L90 191V194H91ZM108 190H110V188L108 189ZM114 190H116V189H114ZM120 190V189H119ZM124 190V189H123ZM4 191L1 193V194H3L4 193ZM7 191V192H6ZM102 191V190H101ZM106 191V192H105ZM127 191V190H126ZM130 191V190H129ZM134 191V190H133ZM137 191V192H136ZM141 191H143V190H141ZM153 191L152 192H150V190H149V192L148 193H145V192H147V191H143V192H140V190H139V192L141 193V194H149V197H150V195H151V193H153ZM104 193H107V190H105L104 189V191H103ZM103 192H102V194L101 195H104L103 194ZM135 195L139 198L140 197V195L138 194L137 195V193H138V190H135ZM109 193V192H108ZM107 193V194H108ZM116 192H113V196H115V195H118L119 193H116ZM130 193V192H129ZM126 194V193H125ZM158 194V195H157ZM6 195V194H5ZM8 195H9V198H10V194H7L6 196L8 197ZM110 196H112L111 195V193L109 194ZM120 195V194H119ZM118 195V196H119ZM132 195V194H131ZM133 195H134V193H133ZM146 195V196H147ZM0 196H2V198H3V195H0ZM5 196V197H6ZM91 196H93V195H91ZM105 196H107V195H105ZM112 196V197H113ZM117 196V197H118ZM125 196V195H124ZM142 196V195H141ZM146 196H144V197H146ZM152 196H153V194H152ZM11 197V198H12ZM116 197V196H115ZM116 197V198H117ZM129 197V196H128ZM143 197V196H142ZM141 197V198H142ZM148 197V196H147ZM7 199V198H4L3 199V201L4 202H2V203H0V210L1 211H3V213L0 211V214L1 215H3V219L5 220V216L6 215H12L11 213H13V214H17V212H19V214H22L21 212H22V209L24 208V209H26V210H28L29 209V211L27 212V211H25V213H26V216L30 213V211H31V209L32 208H34L33 206H32V204H31V206H32V208L30 209V208H28L27 209V207H26V204H24L25 203V201H23V204H22V202L20 201V200H22V198H17L16 196H15V198L14 199ZM17 198V199H16ZM91 198V197H90ZM120 198H122L121 196H120ZM119 198V199H120ZM138 198H137V201L134 199V204H138ZM1 199V198H0ZM113 199H115V198H113ZM119 199L117 200V201H119ZM127 199V198H126ZM125 199V200H126ZM144 199H142V201H144ZM147 199H148V201L149 202H147ZM105 200V199H104ZM110 201H111V197H110V199H109ZM116 200V199H115ZM115 200H114V202H115ZM44 201V200H43ZM43 201H41L40 203H42ZM121 201V200H120ZM119 201V202H120ZM122 201L124 202V198H122ZM128 201H129V199H128ZM132 201V198L130 197V202ZM155 201V202H154ZM1 202V201H0ZM101 202H103V205H104V207L103 208H99V207H101V206H103V205H99L98 207H97V205L95 204V202H91V204L92 203H94V204H92V205H95V207H97V208H99L100 210H102L101 211V214L104 212V210H106V208H107V210H106V212H109L108 211V209H110L108 206L105 208V205L106 204H104V202L105 201H102L101 200ZM126 202H127V200L124 202V204L126 205ZM153 202V203H152ZM45 203H46V201H45ZM118 202H116L115 204L117 205V206H120V205H118L117 204ZM128 203V202H127ZM142 202H141V200H140V202H139V204H141ZM110 204H111V202H110ZM120 204V203H119ZM124 204H122V205H124ZM130 204H132V203H128V206L130 205ZM25 205V206H24ZM27 205H29V204H27ZM45 205V204H44ZM48 205V203H46V206ZM83 205H85L84 203H83ZM114 205V204H113ZM125 205L123 206V207H125ZM143 205V204H142ZM40 206H41V204H40ZM86 206V205H85ZM117 206H115L116 208H117ZM132 206H133V204H132ZM131 206V207H132ZM21 207H23V208H21ZM26 207V208H25ZM42 207V206H41ZM87 208H89L88 206H86ZM86 207H84V208H86ZM92 207V206H91ZM127 207V206H126ZM21 208V210H19ZM38 208V207H37ZM37 208H34V209H37ZM81 208H83V207H81ZM113 208V207H112ZM115 208V209H116ZM119 209H120V207H118ZM129 208H130V206H129ZM133 208V207H132ZM131 208V209H132ZM143 208V207H142ZM14 209V210H13ZM15 209H16V211H15ZM17 209H18V211H17ZM23 209V210H24ZM34 209H33V211H34ZM40 209V208H39ZM43 209V208H42ZM90 209V208H89ZM115 209H113L114 211H116ZM118 209V210H119ZM123 209V208H122ZM127 209V208H126ZM125 209V210H126ZM10 210H12L11 211V213H10ZM88 210V209H87ZM91 210V209H90ZM7 211L9 212L8 214H7ZM81 211H82V209H81ZM112 210H110V212H111ZM132 211H134V210H132ZM136 211H138V210H136ZM4 212H5V214H4ZM118 212V211H117ZM123 212V211H122ZM135 212V211H134ZM32 213V212H31ZM35 213V211L31 214V215H35L34 214ZM46 213V212H45ZM49 213V212H48ZM47 213V214H48ZM112 213V212H111ZM110 213V214H111ZM130 213H131V211H130ZM19 214H18V216H19ZM37 214H38V212H37ZM39 214H40V212H39ZM109 214V213H108ZM108 214H106V216H108ZM114 212L112 213V215L111 216H113L114 217V215H116V214H119V213H115L114 215ZM134 214V213H133ZM138 214V213H137ZM5 215V216H4ZM10 215L8 216V220H10V218H12V216L13 217H16L17 218V220L16 219H12V222L10 223L9 221H7V222H3V220H2V222H3V226H4V224H12V226H14L15 228L17 227V225H20V226H18L17 227V229H20L21 228V225L23 226V220H25V219H22V222H21V224H20V220H21V218H19V217H17V215L16 216H14V215H12L11 217H10ZM30 215V216H31ZM21 216H23V214L21 215ZM25 216V215H24ZM38 216V215H37ZM118 216H120V215H118ZM118 216L116 217V218H118ZM130 216V215H129ZM137 216V215H136ZM29 217V216H28ZM27 217V218H28ZM32 217V216H31ZM47 217V216H46ZM100 217V216H99ZM102 217H103V215H102ZM109 217V216H108ZM138 217V216H137ZM141 217V218H140ZM143 217L145 218H147L148 217V219H146L145 218V221H143L142 219H143ZM0 218H1V216H0ZM6 218H7V216H6ZM18 218L20 219L19 221H18ZM25 218V217H24ZM26 218V220H25V222H27V219ZM38 218V217H37ZM36 218V219H37ZM106 217H104L103 218V220L105 219ZM123 218V217H122ZM127 218V217H126ZM133 218V217H132ZM131 218V219H132ZM42 219V218H41ZM49 219V218H48ZM120 219L121 218H119V221H120ZM16 221V223H15V221ZM33 220V217L32 218H30V222ZM47 220V219H46ZM103 220H102V222H103ZM111 221H112V219H110ZM122 220V219H121ZM0 221H1V219H0ZM19 222V224H18V222ZM86 221V220H85ZM96 221V220H95ZM98 221V220H97ZM100 221V220H99ZM128 221V219L126 220V222ZM150 221V222H149ZM34 222V221H33ZM47 222L48 223H51V221H49V220H47ZM101 222V221H100ZM105 222V221H104ZM114 222H115V220H114ZM116 222H117V219H116ZM58 223H60L59 222V220H58ZM72 223V222H71ZM87 223H88V221H87ZM113 223V222H112ZM131 223H132V221H131ZM130 223V224H131ZM136 223V222H135ZM28 224V222L26 223V224H24L25 226ZM31 223H29L28 225H30ZM44 224V223H43ZM101 224V223H100ZM107 224V223H106ZM122 224V223H121ZM126 224H128V222L126 223ZM1 225H2V223H1ZM0 225V226H1ZM10 225L8 226H6L11 232H14V231H16V229L14 230V229H12L13 227H11L10 228ZM32 225H34V224H32ZM57 225V224H56ZM89 225V224H88ZM103 225V224H102ZM101 225V226H102ZM133 225H132V229H133ZM25 226H24V229H26L25 228ZM49 226V225H48ZM51 226V225H50ZM52 226H54V224L52 225ZM58 226H59V224H58ZM84 226V225H83ZM104 226H105V224H104ZM103 226V227H104ZM109 226V225H108ZM115 226V225H114ZM138 226H142L141 227V229H140V227H138ZM29 227V226H28ZM31 227V226H30ZM89 227V226H88ZM87 227V228H88ZM92 227V226H91ZM94 227V226H93ZM99 226H97V227H95V228H98ZM5 228V227H4ZM94 228V231L96 230ZM109 228V227H108ZM108 228H107V230H108ZM130 228V227H129ZM8 229H2V230H0V239H1V243H2V245H4V243H3V241L4 242H6L5 243V245H7V246H3V249H6V250H8L7 249V247L8 246H11L9 249H11L12 248V244H14L15 246H13V247H15L16 249H14L15 251H13L12 249V254L9 252V250H8V252L10 253V255L13 257V258H15L14 260L16 261V263L17 264H39V262L41 261V257H43L44 256V259L42 260V262H45V259L48 257V259L51 261L52 259H54L53 260V264H66L65 263V259L66 258H64V260H63V257H62V255H64V253L62 254V252H64V251H62L61 250V248H57L56 249V247H54V245L55 244H53L52 243V241L51 242H48L49 244H51L52 246H53V248H52V246H51V248H48L50 245H48L47 246V242H46V238L47 237H45V236H48V234L47 235H45L46 233H44V236H43V233L41 234V232L42 231H44V228H42L41 227V225H35V227L34 228H30V229H33V230H31V231H28V232H33L32 234H30L28 237H27V235H25L24 236V234H23V236H22V233L21 234H19V232H21V231H23V229L21 230V231H19V230H17L16 232H14V234H17V232H18V236L20 235V236H22L21 237V240H20V238L18 237V236H16V235H14L13 236V233H11L10 234V232H8L9 230ZM29 229V230H30ZM53 229H55L54 227H53ZM91 229V228H90ZM89 229V232L90 231H92V229L90 230ZM99 229H100V227H99ZM102 229V228H101ZM117 229H119V228H117ZM116 228H112V230L109 228V230H108V232L109 233H107V234H110L112 231H116L117 230ZM14 230V231H13ZM56 230V229H55ZM54 230V231H55ZM64 230V229H63ZM76 230V229H75ZM88 230V229H87ZM107 230H106V232H107ZM123 230V229H122ZM144 230V232H143V236H141L140 238H138L140 235H139V233H141L142 231ZM50 231V230H49ZM78 231V230H77ZM139 231H141V232H139ZM53 232V231H52ZM51 232V233H52ZM76 232V231H75ZM81 232V231H80ZM101 232L102 231H100V233L99 234H101ZM104 232V231H103ZM102 232V233H103ZM139 232V233H138ZM55 233V232H54ZM72 233V232H71ZM78 233V232H77ZM87 233V232H86ZM119 233H120V231H119ZM137 233H138V237H137ZM10 234V235H9ZM74 234H76V233H74ZM79 234V233H78ZM91 234H93V233H91ZM99 234H98V237H99ZM103 234H105V233H103ZM35 236V238L37 237V238H39V236H41L40 238L41 239H34L33 237ZM53 235V234H52ZM63 235V234H62ZM77 235V234H76ZM30 236L32 237V238H30ZM60 236V235H59ZM17 237V238H16ZM23 237H25V238H27V239H23ZM65 237V236H64ZM70 237V236H69ZM75 237V236H74ZM91 237V236H90ZM96 237V236H95ZM98 237H97V239H98ZM104 237V236H103ZM102 237V238H103ZM126 237H129V238H126ZM51 238V236H49V239ZM71 238V237H70ZM84 238V237H83ZM109 238V237H108ZM44 239H45V242H46V245H45V247H46V249H47V251H46V249L44 248V246H41V243H40V245H39V243H37V242H43L44 241ZM52 239H53V236H52ZM52 239H50V240H52ZM69 239V238H68ZM73 239V238H72ZM79 239V238H78ZM96 239V240H97ZM3 240V241H2ZM41 240H43V241H41ZM47 240H48V238H47ZM75 240V239H74ZM102 240V239H101ZM53 241H54V239H53ZM67 241V240H66ZM66 241H64V242H66ZM69 241H71V239H69ZM68 241V242H69ZM81 242V241H80ZM91 242V241H90ZM102 242V241H101ZM8 243H12L11 245H9ZM95 242H93V244H94ZM97 243V242H96ZM103 243V242H102ZM35 244H37V246L39 245V247L40 248H38V249H41L42 247V250H40L39 252H37L38 251V249H37V251L36 250H34V249H36L37 247H36V245ZM42 244H44V242L42 243ZM56 244L58 245L59 243H57L56 242ZM65 246H66V244L65 243H63ZM68 244V243H67ZM70 244H72L71 242H70ZM70 244H68L69 246H70ZM73 244H74V242H73ZM104 244V243H103ZM33 245H35V247H34V249L31 251V249L33 248ZM56 245V246H57ZM60 245V244H59ZM58 245V246H59ZM62 245V244H61ZM81 245H82V243H81ZM81 245L79 246V247H81ZM84 245H85V243H84ZM89 244H87V246H88ZM1 246V245H0ZM61 246V247H63V248H66L67 249V247L68 246ZM100 246H101V243H100ZM103 246V245H102ZM101 246V247H102ZM2 247V246H1ZM0 247V248H1ZM6 247V248H5ZM32 247V248H31ZM60 247V246H59ZM73 247V246H72ZM72 247H71V249H72ZM97 247H98V245H97ZM101 247L99 248V249H101ZM85 248H87V247H85ZM84 248V249H85ZM2 249V250H3ZM49 249V250H48ZM59 249V250H58ZM68 249H69V247H68ZM67 249V250H68ZM74 249H76V250H78L77 248H76V246H75V248ZM82 249V248H81ZM81 249L79 250V251H81ZM84 249H82V250H84ZM88 249V248H87ZM98 249V248H97ZM96 249V250H97ZM98 249V250H99ZM2 250H0L1 251V253L3 252V254H0V255H4V253L6 252V253H8L6 250H4V251H2ZM58 250V251H57ZM65 251V252H68V254L71 252V250H69V251ZM34 251H36L37 253H34ZM42 251V252H41ZM59 251H62L61 253L59 252ZM79 251H78V253H79ZM101 251H102V249H101ZM88 252V254L86 253V252H84L85 254H87L88 256H90V254H89V252L90 251H87ZM93 251H91L90 253H92ZM8 253V254H9ZM81 253H82V251H81ZM96 253V252H95ZM44 254V255H43ZM76 254V253H75ZM74 254V255H75ZM5 255H7V254H5ZM4 255V256H5ZM4 256L2 257V259H1V256H0V264H8V261H9V264H10V262H11V260L13 259H10L11 258V256H8L9 257V259L7 260V262H6V259L4 258ZM65 256H66V254H65ZM80 256V255H79ZM7 257V256H6ZM67 257V256H66ZM68 257L70 258V255H68ZM71 257H73V254H72V256ZM84 257H86V255L84 256ZM92 257V256H91ZM4 258V259H3ZM51 258V259H50ZM83 258V257H82ZM48 259H47V262H45V264H49V261H48ZM74 258H72V260H73ZM77 259V258H76ZM80 259V258H79ZM86 259V258H85ZM90 260V258H87V260ZM13 260V261H14ZM70 260H71V258H70ZM69 260V261H70ZM81 260V259H80ZM77 261V260H76ZM83 261V260H82ZM94 261V260H93ZM71 262V261H70ZM69 262V263H70ZM73 262V261H72ZM91 262H92V259H91ZM106 262V263H105ZM15 263V264H16ZM41 263V262H40ZM51 263V264H52ZM86 264H88V262H85ZM96 262L94 261L93 263H90V264H95ZM67 264H68V259H67ZM83 264V263H82Z\"/></svg>","mask_w":264,"mask_h":264},{"label":"water","instance_id":"obj_3","mask_svg":"<svg viewBox=\"0 0 264 264\" xmlns=\"http://www.w3.org/2000/svg\"><path fill=\"white\" fill-rule=\"evenodd\" d=\"M176 264H264V222Z\"/></svg>","mask_w":264,"mask_h":264}]
</instances>
